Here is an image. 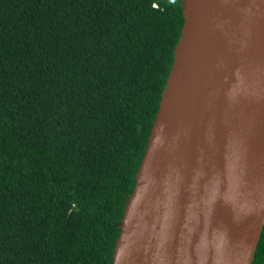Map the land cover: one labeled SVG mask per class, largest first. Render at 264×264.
<instances>
[{
  "label": "trees",
  "instance_id": "16d2710c",
  "mask_svg": "<svg viewBox=\"0 0 264 264\" xmlns=\"http://www.w3.org/2000/svg\"><path fill=\"white\" fill-rule=\"evenodd\" d=\"M183 26L182 0H0V264H113Z\"/></svg>",
  "mask_w": 264,
  "mask_h": 264
},
{
  "label": "water",
  "instance_id": "95a60500",
  "mask_svg": "<svg viewBox=\"0 0 264 264\" xmlns=\"http://www.w3.org/2000/svg\"><path fill=\"white\" fill-rule=\"evenodd\" d=\"M182 6L113 264H252L264 228V0Z\"/></svg>",
  "mask_w": 264,
  "mask_h": 264
},
{
  "label": "built area",
  "instance_id": "2783aa9c",
  "mask_svg": "<svg viewBox=\"0 0 264 264\" xmlns=\"http://www.w3.org/2000/svg\"><path fill=\"white\" fill-rule=\"evenodd\" d=\"M171 3H175L177 0H169Z\"/></svg>",
  "mask_w": 264,
  "mask_h": 264
}]
</instances>
